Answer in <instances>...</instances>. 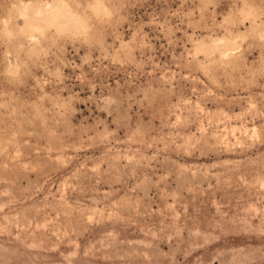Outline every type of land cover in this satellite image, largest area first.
<instances>
[{
  "label": "rangeland",
  "instance_id": "374dc122",
  "mask_svg": "<svg viewBox=\"0 0 264 264\" xmlns=\"http://www.w3.org/2000/svg\"><path fill=\"white\" fill-rule=\"evenodd\" d=\"M0 264H264V0H0Z\"/></svg>",
  "mask_w": 264,
  "mask_h": 264
}]
</instances>
